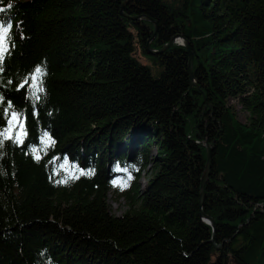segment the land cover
<instances>
[{
    "label": "trees",
    "instance_id": "obj_1",
    "mask_svg": "<svg viewBox=\"0 0 264 264\" xmlns=\"http://www.w3.org/2000/svg\"><path fill=\"white\" fill-rule=\"evenodd\" d=\"M0 9V264H264V0Z\"/></svg>",
    "mask_w": 264,
    "mask_h": 264
},
{
    "label": "snow or ice",
    "instance_id": "obj_2",
    "mask_svg": "<svg viewBox=\"0 0 264 264\" xmlns=\"http://www.w3.org/2000/svg\"><path fill=\"white\" fill-rule=\"evenodd\" d=\"M0 11H3L2 9H0ZM12 25L10 23L7 22H0V71H2V63L4 60V56L5 53L7 52V44L10 41V31H11ZM43 75V69L40 67H37L35 69V74L33 75L32 79L33 81H38L41 76ZM40 91H43V88L40 87L39 89ZM0 102H2V98H0ZM12 105L9 102L8 103V108L5 109V112H7L9 109H11ZM13 122H16L19 124L20 129H23V123L20 122V118H19V114L16 113L15 111L11 112V116L9 119V127L4 129L3 132H0V147H2L3 145V140L5 139H12L13 137L9 135V133H11L12 131V125ZM45 138L47 139V133H45ZM14 139L16 140L17 143H21L22 142V137L20 134H17ZM40 157L37 156L36 159H39ZM83 174V173H81ZM67 177L63 180L60 181L61 183H65L67 182Z\"/></svg>",
    "mask_w": 264,
    "mask_h": 264
},
{
    "label": "rangeland",
    "instance_id": "obj_3",
    "mask_svg": "<svg viewBox=\"0 0 264 264\" xmlns=\"http://www.w3.org/2000/svg\"><path fill=\"white\" fill-rule=\"evenodd\" d=\"M174 41L182 43V39H180L179 37H175ZM232 102L235 104L237 108V114H238L239 119L242 121H245L246 116H247L246 111L240 107L239 103L236 100H232ZM146 178H147V175L142 174L139 180L141 183H144ZM113 183L114 185H122L125 183V181L122 179V177L118 176L115 178ZM107 202H108L110 211L114 214H120L127 208V203H126L125 198L121 196H116L110 190L107 192ZM213 260H214V256L212 258V261ZM209 264H212V262ZM227 264H238V263L233 257L229 256L227 260Z\"/></svg>",
    "mask_w": 264,
    "mask_h": 264
},
{
    "label": "water",
    "instance_id": "obj_4",
    "mask_svg": "<svg viewBox=\"0 0 264 264\" xmlns=\"http://www.w3.org/2000/svg\"><path fill=\"white\" fill-rule=\"evenodd\" d=\"M175 37H179L180 39H182V44L186 45L187 47H189V44L187 42V40L185 38H183V36H174L168 43H166L163 48H165L167 45H169L170 43H172L175 39ZM162 48V49H163ZM162 49L159 50H155V49H149L150 52L155 53V52H159ZM191 64H192V52H190V56H189V68H190V75L192 77V73H191ZM207 147V162L205 165V169L204 172L201 176V183H200V192H199V205L202 204V200H203V196H204V184L205 181L207 179L208 173H209V168H210V163H211V146L209 144H206ZM201 217L203 220H205L206 222L210 223L214 229V224L213 221L210 217H208L207 215H205L202 211L200 212ZM218 246V245H216ZM224 258L223 261L225 262L226 258H225V254H223Z\"/></svg>",
    "mask_w": 264,
    "mask_h": 264
}]
</instances>
